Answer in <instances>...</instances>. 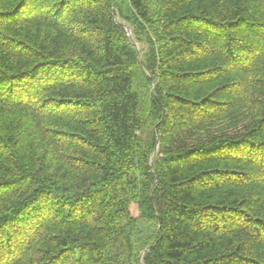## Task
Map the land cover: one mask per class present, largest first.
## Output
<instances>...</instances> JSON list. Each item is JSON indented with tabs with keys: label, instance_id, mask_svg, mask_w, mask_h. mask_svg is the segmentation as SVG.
I'll use <instances>...</instances> for the list:
<instances>
[{
	"label": "trees",
	"instance_id": "16d2710c",
	"mask_svg": "<svg viewBox=\"0 0 264 264\" xmlns=\"http://www.w3.org/2000/svg\"><path fill=\"white\" fill-rule=\"evenodd\" d=\"M0 264H264V0H0Z\"/></svg>",
	"mask_w": 264,
	"mask_h": 264
},
{
	"label": "water",
	"instance_id": "95a60500",
	"mask_svg": "<svg viewBox=\"0 0 264 264\" xmlns=\"http://www.w3.org/2000/svg\"><path fill=\"white\" fill-rule=\"evenodd\" d=\"M127 31H128L129 36L132 38V31L129 28H127ZM155 156H156V151L153 154V159L155 158Z\"/></svg>",
	"mask_w": 264,
	"mask_h": 264
}]
</instances>
